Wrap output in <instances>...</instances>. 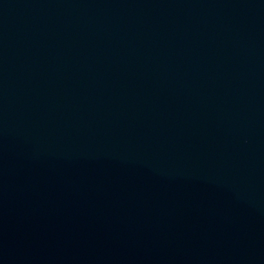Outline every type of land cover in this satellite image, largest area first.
Returning a JSON list of instances; mask_svg holds the SVG:
<instances>
[{
    "label": "water",
    "instance_id": "water-1",
    "mask_svg": "<svg viewBox=\"0 0 264 264\" xmlns=\"http://www.w3.org/2000/svg\"><path fill=\"white\" fill-rule=\"evenodd\" d=\"M0 264H264V0H0Z\"/></svg>",
    "mask_w": 264,
    "mask_h": 264
}]
</instances>
